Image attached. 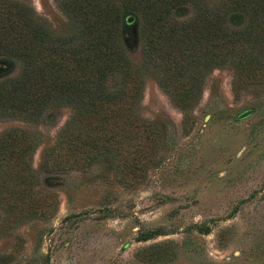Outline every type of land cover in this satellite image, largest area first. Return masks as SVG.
<instances>
[{
    "label": "rangeland",
    "instance_id": "obj_1",
    "mask_svg": "<svg viewBox=\"0 0 264 264\" xmlns=\"http://www.w3.org/2000/svg\"><path fill=\"white\" fill-rule=\"evenodd\" d=\"M62 1L0 0V9L26 5L35 25L66 36L72 25ZM174 9L179 20L190 15L187 5ZM128 15L121 13L122 43L141 87L137 120L116 119L119 151L77 167L53 155L68 105L50 106L35 122L0 120V133L17 128L36 140L29 176L0 194L19 205L0 207V264H264V80L212 68L182 109L143 60L140 15L125 26ZM20 65L0 59V80Z\"/></svg>",
    "mask_w": 264,
    "mask_h": 264
},
{
    "label": "trees",
    "instance_id": "obj_2",
    "mask_svg": "<svg viewBox=\"0 0 264 264\" xmlns=\"http://www.w3.org/2000/svg\"><path fill=\"white\" fill-rule=\"evenodd\" d=\"M145 1L63 0L61 9L72 25L66 36H51L35 25L26 5L4 4L0 59H17L21 65L14 76L0 80V120L35 122L50 106L68 105L73 113L56 137L53 155L77 167L119 151L116 119L130 125L137 120L141 87L140 72L124 52L121 13L129 14L125 26L140 15L143 60L182 109L197 98L212 68L229 65L240 81L264 80V0ZM177 4L187 5L190 15L175 18ZM32 58L39 60L35 66L28 65ZM112 78L118 84L110 89ZM35 144L25 130L0 133V194L11 179L29 176L27 155ZM18 206L0 196L5 210Z\"/></svg>",
    "mask_w": 264,
    "mask_h": 264
},
{
    "label": "water",
    "instance_id": "obj_3",
    "mask_svg": "<svg viewBox=\"0 0 264 264\" xmlns=\"http://www.w3.org/2000/svg\"><path fill=\"white\" fill-rule=\"evenodd\" d=\"M252 111L253 110L251 108H248V109L240 112L237 117L238 118H242V117L247 116L248 114H250Z\"/></svg>",
    "mask_w": 264,
    "mask_h": 264
}]
</instances>
